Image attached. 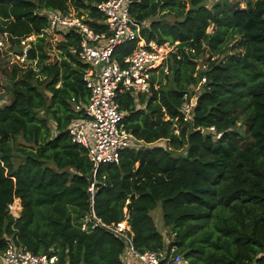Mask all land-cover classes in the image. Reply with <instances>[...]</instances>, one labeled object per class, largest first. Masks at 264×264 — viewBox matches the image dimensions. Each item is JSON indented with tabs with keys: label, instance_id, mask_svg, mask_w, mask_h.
<instances>
[{
	"label": "trees",
	"instance_id": "trees-1",
	"mask_svg": "<svg viewBox=\"0 0 264 264\" xmlns=\"http://www.w3.org/2000/svg\"><path fill=\"white\" fill-rule=\"evenodd\" d=\"M102 1L0 0L9 41L0 47V256L14 245L57 264H123L121 238L90 220L82 227L93 208L106 223L127 216L140 251L167 245L186 264H263L264 0H130L140 36L173 49L148 90L117 93L135 144L94 174L67 130L85 117L90 95L82 37L58 29L52 58L47 28L50 11L74 9L108 35ZM29 36L33 58L24 56ZM138 40L117 45L112 58L125 66ZM185 92L196 97L187 121ZM16 198L17 217L9 210ZM158 204L167 231L151 214Z\"/></svg>",
	"mask_w": 264,
	"mask_h": 264
},
{
	"label": "built area",
	"instance_id": "built-area-1",
	"mask_svg": "<svg viewBox=\"0 0 264 264\" xmlns=\"http://www.w3.org/2000/svg\"><path fill=\"white\" fill-rule=\"evenodd\" d=\"M129 4L130 0H105L96 3V8L103 14L108 35L95 32L84 14L78 15L75 11L61 13L57 10L48 13L49 34L58 29L74 28L82 37L79 56L90 65L85 74L90 95L88 102L82 107L85 117L72 120L67 130L71 141L86 149L88 158L94 164V174L102 163H117L121 152L135 144L133 133L124 128V112L116 101L117 93L148 90L152 70L164 66L171 50L168 48L169 44L147 42L140 36L142 24L130 15ZM136 37H139L137 47L125 58L126 65L121 66L112 58L114 48ZM205 81L203 76L201 82ZM195 98L187 92L183 94L180 111L185 121L193 114ZM219 136L220 133L217 134ZM95 182H91L88 187L92 205L96 193ZM13 203L9 205V210L17 217L11 209ZM89 220L93 222L92 226L100 225L123 240L125 248L120 257L123 264H186L180 254L174 253V246L169 249V253L167 245L162 250L140 251L136 248L127 216L118 223H106L95 215L92 208L83 228L87 227ZM262 258L264 264V251ZM0 264H57V257L35 254L26 247L10 245L0 256Z\"/></svg>",
	"mask_w": 264,
	"mask_h": 264
},
{
	"label": "rangeland",
	"instance_id": "rangeland-1",
	"mask_svg": "<svg viewBox=\"0 0 264 264\" xmlns=\"http://www.w3.org/2000/svg\"><path fill=\"white\" fill-rule=\"evenodd\" d=\"M240 4L241 6H244L245 5V1L243 0H240ZM71 13H74V9H71ZM31 38H26V44L24 46V52L26 51V48L28 46H30L27 41H30V40H33L35 37L34 36H29ZM51 37V47H52V50H53V54L51 55V57H55L54 53H56V41L61 39V34L58 33V32H53L52 35H50ZM168 44V43H166ZM0 47H2L4 50H6L8 47H9V41L8 39H6L4 37V35H0ZM168 48L169 49H173V45H168ZM19 61L20 62H25V59H22V57H19ZM3 77L0 75V84L3 85ZM2 92V91H1ZM6 98V99H5ZM4 98V102L5 100L7 101V97ZM3 101L0 100V104L2 103ZM12 212L15 214V215H18L20 214V210H21V204H20V199L19 198H16L15 199V202L13 203L12 207ZM151 214L154 216L155 218V221H156V225H157V228L160 230V231H167L166 228H164V226L162 225V212H161V208H160V204H158V206L151 211Z\"/></svg>",
	"mask_w": 264,
	"mask_h": 264
},
{
	"label": "water",
	"instance_id": "water-1",
	"mask_svg": "<svg viewBox=\"0 0 264 264\" xmlns=\"http://www.w3.org/2000/svg\"><path fill=\"white\" fill-rule=\"evenodd\" d=\"M207 43H208V41H207ZM25 55L27 57H29V58H33L34 57V51H33V49L30 46H28L26 48ZM194 102H196V98L194 99ZM204 133H210V131L209 130H204Z\"/></svg>",
	"mask_w": 264,
	"mask_h": 264
}]
</instances>
